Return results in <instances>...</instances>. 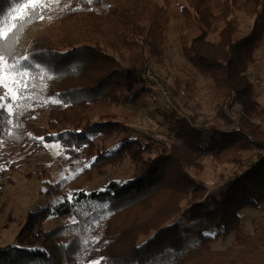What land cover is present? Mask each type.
Masks as SVG:
<instances>
[{
	"label": "trees",
	"instance_id": "1",
	"mask_svg": "<svg viewBox=\"0 0 264 264\" xmlns=\"http://www.w3.org/2000/svg\"><path fill=\"white\" fill-rule=\"evenodd\" d=\"M43 2L45 19L27 24L11 48L12 57L29 56L20 67L29 70L32 98L19 100L24 108L13 102L11 117L0 110V199L22 160L47 142L86 158L89 171L129 174L91 190L48 183L55 201L27 213L16 243L0 247V264H264V225L242 227V212L264 204V105L247 73L264 47V0ZM16 7L0 0L5 16ZM173 38L212 82L216 114L203 123L189 105L199 104L191 79H175L190 103L153 100L136 73L153 60L162 66ZM141 110L158 112L167 135L139 129ZM36 168L40 179L50 175L49 164ZM54 218L65 221L49 226ZM231 235L224 250L213 247Z\"/></svg>",
	"mask_w": 264,
	"mask_h": 264
},
{
	"label": "rangeland",
	"instance_id": "2",
	"mask_svg": "<svg viewBox=\"0 0 264 264\" xmlns=\"http://www.w3.org/2000/svg\"><path fill=\"white\" fill-rule=\"evenodd\" d=\"M177 16L178 18H174L175 22L173 21L172 26H175L180 19V15L177 14ZM243 19V32L247 33L251 19L246 16H243ZM174 34L175 31H171L172 37H174ZM145 64H150L162 77L163 84L168 92V98L163 97L161 98L162 100L172 101V98L177 96L178 99L190 103L191 100L187 90L179 88L175 83L176 78L186 77L194 82V91L199 97L198 105L189 104L199 114L197 122L203 123L216 114L215 106L211 104L209 99L212 87L211 80L201 74L195 66L187 62L185 56L177 47L174 38L169 40L167 56L162 66H158V63L154 60ZM140 68L141 66L137 67L136 71ZM247 73L256 84L258 100L264 105V47L253 53L252 62L247 67ZM9 87L15 91L14 84L9 83ZM3 102L13 103L14 101L6 97ZM182 106L188 110V107ZM151 107L154 108L155 104H151ZM161 119L162 117L158 112L152 115L148 110H141L137 115L136 125L141 130L151 129L153 133L167 135L166 128L159 124ZM21 163L23 171L14 175V183H4L5 194L0 199V247L16 243V235L22 227L27 213L55 201L56 197L45 193L48 183L65 180L72 188L91 190L102 188L110 178L129 174V170L126 167H107L89 171L87 169L89 162L86 158H69L61 145L56 142H47L43 149L25 158ZM37 163H47L51 166L50 175L45 180L40 179L37 175ZM249 166L250 162H246L245 168ZM231 169L232 166L227 165L226 168L221 170V173L228 175ZM206 176L210 182L218 178V175L214 176L212 171L207 172ZM242 216V227L246 232L253 233L256 230H260L264 225V204L258 209L244 210ZM64 221L63 218H54L50 221L49 226ZM195 239L199 240V237ZM233 239V235L227 238H217L213 242V247L217 250H224ZM192 240L194 239H189L188 241Z\"/></svg>",
	"mask_w": 264,
	"mask_h": 264
},
{
	"label": "snow or ice",
	"instance_id": "3",
	"mask_svg": "<svg viewBox=\"0 0 264 264\" xmlns=\"http://www.w3.org/2000/svg\"><path fill=\"white\" fill-rule=\"evenodd\" d=\"M14 3L17 7L13 9V12L18 13L17 15L8 13L5 16L3 13H0V89L7 90L0 96V99L10 98L16 102L17 108H24L28 107V105L19 104V100L31 99L32 96L25 95L30 86L29 70L21 68L20 64L22 61H28L29 56L12 57L10 56L11 48L17 40L19 33L27 24H30L35 19H45L43 13L45 9L49 8V4L44 3L43 0H14ZM9 17L13 21L10 26L8 25ZM36 67H39V65H36ZM9 83L15 85V91L9 87ZM32 86L34 87V85ZM17 92L20 93L19 96H17ZM0 110L6 111L8 116L11 117L13 114V104L0 103ZM8 122L10 123V119ZM37 139L43 142L44 138L39 137ZM92 264H99V261H93Z\"/></svg>",
	"mask_w": 264,
	"mask_h": 264
},
{
	"label": "built area",
	"instance_id": "4",
	"mask_svg": "<svg viewBox=\"0 0 264 264\" xmlns=\"http://www.w3.org/2000/svg\"><path fill=\"white\" fill-rule=\"evenodd\" d=\"M136 73L152 90L153 100H157L160 96L168 98L161 75L150 64H144Z\"/></svg>",
	"mask_w": 264,
	"mask_h": 264
}]
</instances>
